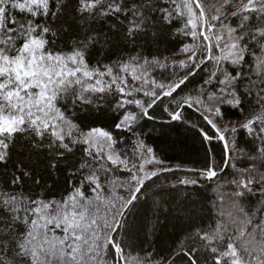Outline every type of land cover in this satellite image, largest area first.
Masks as SVG:
<instances>
[{"label": "snow or ice", "instance_id": "6c2138e0", "mask_svg": "<svg viewBox=\"0 0 264 264\" xmlns=\"http://www.w3.org/2000/svg\"><path fill=\"white\" fill-rule=\"evenodd\" d=\"M97 23L131 50L96 59L108 42ZM151 29L153 42L163 29L190 40L186 58L137 50ZM93 105L115 114L111 130L75 122ZM157 109L197 129L202 167L166 163L138 130ZM237 133L251 166L233 170ZM180 172L183 186L211 182L231 211L167 256L126 255L138 203ZM0 178V264H264V0H0Z\"/></svg>", "mask_w": 264, "mask_h": 264}, {"label": "trees", "instance_id": "16d2710c", "mask_svg": "<svg viewBox=\"0 0 264 264\" xmlns=\"http://www.w3.org/2000/svg\"><path fill=\"white\" fill-rule=\"evenodd\" d=\"M93 26L108 35L107 44L102 40L97 45L98 51L94 52L96 59L108 63L106 57L115 60L118 54L123 55L131 50V46L126 45L118 33L108 31L107 25L97 23ZM157 30L151 29L149 35L139 41L143 45V49L137 50H143L145 54L151 50L161 59L167 57L171 60L181 55L178 54L181 40L184 43H191L190 40L182 36H170L167 29H163L162 36L153 42L151 31ZM77 31L79 30L77 29ZM78 38L80 37L76 35L71 36L69 43L72 39ZM63 46L64 43L61 42V47ZM157 78L166 79L167 73H159ZM73 111L77 117L75 122L83 121L82 128L84 124H89L90 126L112 129L115 114L107 107L98 109L95 105L84 108L77 106ZM153 115L156 118H145L140 122L138 130L144 132L148 142L153 145L160 158L165 159L166 163L171 165L182 163L188 168L202 167L205 162L206 143L202 142V137L197 129L189 127L182 121L169 120L167 115L162 114L159 109ZM228 118L233 121H243L244 116L238 109H232ZM190 122L198 127H204L203 122L196 115H192ZM218 123L222 122L218 121ZM236 136L239 147L237 152L232 153V165L233 170H240L251 166L245 161L244 155L248 151L246 142L250 137L247 133L243 135L237 133ZM219 151V145H215L213 155L217 161L220 160ZM32 159L37 161L42 157L33 154ZM37 171L38 178L44 176L47 179L43 165H40ZM226 171H231V168ZM117 175L120 174L117 173ZM185 175L180 172L176 175L162 176L158 181L159 187L153 186L138 203L134 215L129 217V231L122 238V246L125 248L126 255L130 253L133 257H143L145 254L151 253L155 258L167 256L169 249L175 250L181 241L191 245L196 232L208 230L215 223L222 222L221 211L225 213L231 211L227 199L225 198V202L221 203L219 194L214 193L213 188L209 187L211 182L200 180V187L180 185L177 182L178 178ZM56 178L60 184H64V178L60 173L56 174ZM125 178L120 175V179ZM48 183H52V181H48ZM29 185L31 186V181H29ZM24 190L28 191V189ZM33 190L40 191L38 188H33ZM223 191L227 192L231 189L226 188ZM244 203L247 205L248 201ZM258 207L259 204H255L253 211ZM226 218L225 216L224 219L226 220ZM201 234L203 233L201 232Z\"/></svg>", "mask_w": 264, "mask_h": 264}, {"label": "rangeland", "instance_id": "374dc122", "mask_svg": "<svg viewBox=\"0 0 264 264\" xmlns=\"http://www.w3.org/2000/svg\"><path fill=\"white\" fill-rule=\"evenodd\" d=\"M186 57L183 55V54H181L180 56H178L177 58H175V59H185ZM130 83H131V81H130Z\"/></svg>", "mask_w": 264, "mask_h": 264}]
</instances>
